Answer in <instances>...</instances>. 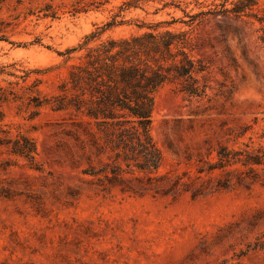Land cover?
<instances>
[{
    "label": "rangeland",
    "instance_id": "rangeland-1",
    "mask_svg": "<svg viewBox=\"0 0 264 264\" xmlns=\"http://www.w3.org/2000/svg\"><path fill=\"white\" fill-rule=\"evenodd\" d=\"M91 1L0 2V88L17 96L0 104V138L24 134L36 144L33 165L0 146V186L11 194L0 197V264H264V178L193 198L163 194L134 172L102 190V175L83 172L104 158L67 139L63 112L28 100L33 85L40 98L60 94L82 54L67 51L114 15L126 23L99 39L161 23L157 31H187L196 43L191 55L205 64L208 89L203 98L170 84L155 93L157 174L194 178L198 160L214 161L220 144L264 151V0L239 18L209 15L191 27L180 22L185 14L229 10L240 0H148L128 9L121 0Z\"/></svg>",
    "mask_w": 264,
    "mask_h": 264
},
{
    "label": "trees",
    "instance_id": "trees-1",
    "mask_svg": "<svg viewBox=\"0 0 264 264\" xmlns=\"http://www.w3.org/2000/svg\"><path fill=\"white\" fill-rule=\"evenodd\" d=\"M121 1L120 8L128 9L138 8L148 0ZM103 3L92 0L89 5ZM254 5V0H240L229 10L221 5L220 9L185 14L188 20L180 22L191 27L209 15L232 14L239 18ZM116 17L118 15L67 51L81 50L82 54L59 85L60 94L40 98L33 90L35 85L29 88V106L48 105L53 111L63 112L70 127L65 131L67 139L73 141L79 151L87 148L99 160L104 158L99 169L83 173L102 175V179L98 178L102 190H108L122 183L125 173L136 172L154 188H163V194L183 191L193 198L229 189L234 184L247 188L262 181L264 151L247 145L242 149L218 145L215 160H198L196 176L187 177L186 181L183 180L185 173L176 178H170L167 173L157 174L163 154L151 136L154 95L170 84L189 98L205 97L208 85L203 72L206 66L191 55L196 43L187 31H157L161 23L128 36L99 39L106 29L126 23L116 21ZM136 27L140 30L142 25ZM3 38L0 36V40ZM9 96L17 97L11 90L0 88V104ZM0 133L6 131L0 127ZM0 146L6 147L9 154L35 164L36 144L27 135L0 138ZM135 180L140 182L139 178ZM123 190L132 192L133 188L127 186ZM0 197L8 199L11 194L0 186Z\"/></svg>",
    "mask_w": 264,
    "mask_h": 264
}]
</instances>
